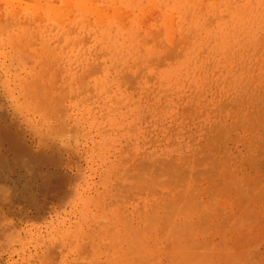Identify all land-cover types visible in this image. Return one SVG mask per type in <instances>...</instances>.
Here are the masks:
<instances>
[{"label":"rangeland","instance_id":"374dc122","mask_svg":"<svg viewBox=\"0 0 264 264\" xmlns=\"http://www.w3.org/2000/svg\"><path fill=\"white\" fill-rule=\"evenodd\" d=\"M0 22V264H264V0H0Z\"/></svg>","mask_w":264,"mask_h":264},{"label":"bare ground","instance_id":"6f19581e","mask_svg":"<svg viewBox=\"0 0 264 264\" xmlns=\"http://www.w3.org/2000/svg\"><path fill=\"white\" fill-rule=\"evenodd\" d=\"M82 3H83V2L80 1L79 4L82 5ZM63 4H64V2H63ZM49 7H50V6H49ZM53 7H54V6L52 5V8H53ZM52 8L50 7L51 10H52ZM60 8H62V7H60ZM64 8H65V7H64ZM50 9H49V10H50ZM53 9H55V10L57 9V11H58V8H53ZM51 10H50V11H51ZM55 10H54V12H55ZM4 12L6 13V11H4ZM48 12H49V11H48ZM48 12H47V14L50 13V12H49V13H48ZM51 12L53 13V16H57V17H58L59 15H61V14H60L61 11H59V12H60L59 14H56V13H54L53 11H51ZM10 13H11V14H10ZM10 13H9L10 15H9L8 13H7L6 15L9 17V21H10V22L12 21V22H11L12 25H10L11 23L8 21V18H7L6 24H4L5 22H4L3 24L0 22V24H2V26L5 25V26H3V28L5 27V31L8 29L7 25H9V28L14 27L15 25H19V24L13 22L14 18L11 17V15H15V13H13V12H10ZM12 13H13V14H12ZM52 13H50V14H52ZM47 14H46V15H47ZM50 14H49V15H50ZM62 14H63V12H62ZM3 15H4V14H3ZM6 15H4V17H5ZM15 16H16V15H15ZM17 16H18V15H17ZM53 16H52V17H53ZM52 17H51V18H52ZM15 18H16V17H15ZM10 19H11V20H10ZM12 19H13V20H12ZM15 20H16V19H15ZM21 20H22V19H21ZM55 20L57 21V18H55ZM58 20H59V19H58ZM18 21H19V20H18ZM59 21H60V20H59ZM31 22H32V21H31ZM9 23H10V24H9ZM14 24H15V25H14ZM22 24H24V23H22ZM33 24H34V22H33ZM29 25H30V24H29ZM35 25H36V24H34V26H35ZM19 26H20V25H19ZM32 26H33V25H32ZM54 27H55V26H54ZM3 28H2V29H3ZM18 28H19V27H18ZM35 28H36V27H35ZM14 29L16 30V28H14ZM53 29H54V28H53ZM5 31H4V32H5ZM7 32H8V31H7ZM7 32H5L6 34L4 35V34H2L3 31L1 30L0 35L2 34V35H4V37H5V36L7 35ZM10 32H11V31H10ZM14 32H15V31H14ZM14 32H13V33H14ZM20 32H21V31H20ZM18 33H19V32H18ZM18 33H17V35H18ZM44 33H45V32H44ZM22 34H23V33H22ZM25 34H26V33H25ZM19 35H20V34H19ZM27 35H28V34H27ZM14 36H15V35H14ZM48 36H49V35H48ZM1 37L3 38V36H1ZM10 37H11V36H10ZM17 37H18V36H17ZM45 37H46V35H45ZM50 37H51V35H50ZM11 38H12V37H11ZM18 38L20 39V37H18ZM16 39H17V38H16ZM37 40H38V39H36V41H37ZM17 41H18V40H17ZM10 42H11V41H10ZM36 43H38V42H36ZM30 48H31V47H30ZM30 48H29V49H30ZM37 48H38V47H37ZM39 49H40V51H42L41 48H39ZM32 50H33V49H32ZM31 52H32V51H31ZM33 52H34V51H33ZM37 53H38V51H37ZM96 53H97V52H96ZM43 54H44V53H43ZM25 55H26V54H25ZM40 55H42V54H40ZM43 57H44V56H41L40 58H43ZM49 58H50V57H49ZM52 58H53V57H52ZM97 60H98V59H97ZM32 61H33V60H32ZM43 61H44V60H43ZM98 61H99V60H98ZM62 62H63V61H62ZM40 63H42V62H40ZM40 63H39V64H40ZM45 64H46V63H45ZM49 65H50V63H49ZM89 65H90V64H89ZM50 66H51V65H50ZM51 67H52V66H51ZM60 67H62V66L60 65ZM90 67H91V66H90ZM59 69H61V68H59ZM37 70H38V68H37ZM50 70H51V69H50ZM61 70H62V69H61ZM61 70H60V71H61ZM63 70H64V69H63ZM87 70L89 71V69H87ZM33 71H34V70H33ZM90 71H91V70H90ZM92 71H94V70H92ZM92 71H91V72H92ZM55 72L57 73V71H55ZM86 72H87V71H86ZM58 73H60V72H58ZM96 73H97V72H96ZM84 74H85V73H84ZM87 74H89V73H87ZM34 75H35V72H34ZM47 75H48V74H47ZM53 75H55V73H54ZM85 75H86V74H85ZM33 77H34V76H33ZM33 77H31V78H33ZM46 77H47V76H46ZM87 77H88V76H87ZM23 78H25V77H23ZM39 78H40V76H39ZM46 79H47V81H48V78H46ZM46 79H45V81H46ZM52 79H54L55 82L58 80L57 77H56V75H55V78H54V76H51V80H52ZM42 80H43V79H42ZM42 80H41V81H42ZM54 80H53V81H54ZM66 80H67V79H66ZM84 80H85V79H84ZM84 80H83V81H84ZM26 81H27V79H26ZM49 81H50V80H49ZM49 81H48V82H49ZM81 81H82V80H81ZM83 81H82V82H83ZM19 82H20V81H19ZM29 82H30V81H29ZM58 82H59V81H58ZM85 82H86V81H85ZM33 83H34V82H33ZM45 83L48 84V85L50 84V83H47V82H45ZM51 83H52V84H55L56 86L58 85V84H56V83H54V82H52V81H51ZM62 83H63V82H62ZM24 84H25V83H24ZM82 84H84V83H82ZM19 85H20V84H19ZM40 85H42V82H41ZM85 85H86V83L83 85V89H84V86H85ZM90 85H91V84H90ZM22 86H23V85H22ZM56 86H54V87L56 88ZM79 86H80V85H79ZM33 87L36 88L35 85H34ZM33 87H32V88H33ZM41 87H42V86H41ZM41 87H40V88H41ZM54 87H53V89H54ZM20 88H21V87H20ZM26 88H27V87H26ZM81 88H82V87H81ZM21 89H22V88H21ZM36 89H37V88H36ZM49 89H50V87L47 88V92H48V93H49ZM86 89H87V88H86ZM28 90H29V89H28ZM38 90H39V88H38ZM44 90H45V88L42 87L41 93H39V94H41V97H42V94H43V91H44ZM66 90H67V89H66ZM50 91H51V90H50ZM54 91H55V90H54ZM73 91H74V90H73ZM81 91H83V90H81ZM25 92H26V91H25ZM45 92H46V91H45ZM55 92H56V91H55ZM23 93H24V92H23ZM32 93H33V92H32ZM32 93H29V94H32ZM50 93H51V92H50ZM67 93H68V92H67ZM74 93H75V91H74ZM55 94H56V93H55ZM55 94H54V95H55ZM33 95H35V94H33ZM49 95H50V94H49ZM51 95L53 96V93H51ZM56 95H57V94H56ZM24 96L27 97L28 94H25ZM29 96H30V95H29ZM29 98H30V97H29ZM33 98H34V100H35V99H36V100L39 99V97H38V98H37V97H36V98L33 97ZM42 98H43V97H42ZM23 99H24V98H23ZM43 99H44V98H43ZM31 100H32V99H31ZM40 100H41V99H40ZM44 101H45V100H44ZM49 101H50V100H49ZM19 102H20V101H19ZM27 102H28V99H27ZM27 102H26V103H27ZM31 102H32V101H31ZM40 102H41V101H40ZM55 103H56V101H55ZM28 104H30V103L28 102ZM51 104H52V103H51ZM20 107H21V106H20ZM31 108H32V107H31ZM42 108H43V107H42ZM23 110H24V109H23ZM34 110H35V112H36V109H34ZM34 110H33V111H34ZM13 138H14V137H13ZM11 142H12V141H11ZM128 168H129V167H128ZM125 170H126V168H125ZM159 170H160V173H161V174H164V173L166 172L164 168H163L164 171L162 170V168L159 169ZM162 172H164V173H162ZM149 173H150V172H149ZM169 173H170V172H169ZM169 173H168V174H164V175H165V176L167 175V177H168ZM125 175H126V174H125ZM164 175H163L162 177H164ZM124 177H125V176H124ZM154 177H155V176H154ZM167 177L165 178V179H166L165 181H167V179H169V177H168V178H167ZM171 177H172V176H171ZM122 178H123V177H122ZM125 179H126V178H125ZM155 179H156V177H155ZM137 180H138V179H137ZM147 180H148V179H147ZM149 180H152V179L149 178ZM153 182H154V181H153ZM169 183H170V182H169ZM148 184H149V183H148ZM157 184H159V182H158ZM170 184H171V183H170ZM170 184H169V185H170ZM172 184H173V183H172ZM172 184H171V185H172ZM121 185H122V184H121ZM164 185L167 186V184H164ZM171 185H170V186H171ZM173 185H174V184H173ZM173 185H172V186H173ZM127 186H128V185H127ZM135 186H136V184H135ZM153 186H154V184H153ZM157 186H158V185H157ZM160 186H161V188H162V187L164 188V186H163L162 184H160ZM170 186H168V188H169ZM121 188H122V187H121ZM128 189H130V188H128ZM147 189H148V188H147ZM166 189H167V188H166ZM159 190H160V189H159ZM120 192H121V191H120ZM126 192H128V191H126ZM122 193H123V192H122ZM129 193H130V192H129ZM126 194H127V193H126ZM121 197H123V196H121ZM124 197H125V194H124ZM112 198H113V197H112ZM118 199H119V198H118ZM108 200H110V198H109ZM0 201H1V200H0ZM110 202H111V201H110ZM110 204H111V203H110ZM119 204H122V203H119ZM107 205H108V204H107ZM113 205H114V204H113ZM115 205H116V204H115ZM120 206H121V205H120ZM0 210H1V209H0ZM127 213H128V212H127ZM1 215H2V214H1ZM123 215H124V213H123ZM4 216L6 217V215H4ZM2 217H3V216H2ZM118 217H119V216H118ZM118 217H117V218H118ZM123 217H124V216H123ZM128 217H130V216H128ZM3 218H4V217H3ZM119 218H120V217H119ZM126 218H127V216H126ZM110 219H111V218H110ZM120 219H122V218H120ZM101 221H102V220H101ZM101 221H100V222H101ZM121 221H123V220H121ZM121 221H120V222H121ZM124 221H126V220L124 219ZM100 222H99V223H100ZM112 222L114 223V221H112ZM112 222H110V223H112ZM101 223H102V222H101ZM116 224H117V223H116ZM111 225H112V224H111ZM123 225H124V224H123ZM12 226H13V225H12ZM15 226H16V225H15ZM17 226H18V225H17ZM114 226H115V225H114ZM127 226H128V225H126V227H127ZM114 228H115V227H114ZM119 228H120V227H119ZM122 228H123V227H122ZM127 228H128V227H127ZM105 229H107V228H105ZM115 229H116V228H115ZM103 230H104V229H103ZM110 230H112V229H108V231H105V232L102 231V233H101V231L99 230L100 233H101L100 235L102 236L104 233H110V234H112L111 232H113V234H115V233H114L115 231H110ZM120 230L123 231L124 229H123V230H122V229H119V230H118L119 234H120ZM109 231H110V232H109ZM67 232H68V231H67ZM103 232H104V233H103ZM118 232H117V234H118ZM129 232H131V231H129ZM125 233H126V235L128 236V238H129V235L127 234V231H126ZM1 234H2V233H1ZM105 235H106V234H105ZM94 236H95V235H94ZM101 236H100V238L105 237L104 235H103L102 237H101ZM120 236H121V234H120ZM123 236H124V234H123ZM0 237H1V236H0ZM109 237L111 238L112 235H110ZM109 237H108V238H109ZM106 238H107V236H106ZM108 238H107V240L110 241ZM115 238H116V237H115ZM122 238H123V237H122ZM128 238H126V239L128 240ZM68 239H69V238H68ZM103 239H104V238H103ZM111 239H112V238H111ZM76 240H77V239H76ZM105 240H106V239H105ZM115 240H116V239H115ZM91 241H92V240H91ZM101 241H102V240H101ZM113 241H114V240H113ZM83 242H84V241H83ZM93 242H94V240H93ZM103 242H105V241H103ZM111 242H112V240H111ZM118 242H119V241H118ZM84 243H85V242H84ZM107 243H108V242L106 241V244H107ZM125 243H127V242H125ZM39 244H40V243H39ZM54 244H55V243H54ZM87 244H89V246H90V243H87ZM96 244L99 245V242L96 243ZM96 244H95V245H96ZM102 244H104V243H102ZM112 244H113V243H112ZM45 245H46V244H45ZM52 245H53V244H52ZM56 245L58 246L57 242H56ZM59 245H60V244H59ZM92 245H93V243H92ZM110 245H111V243H109V246H110ZM120 245H121V242H120L119 246H120ZM60 246H61V245H60ZM60 246H58V247H60ZM77 246H78V245H77ZM77 246H76V247H77ZM93 246H94V245H93ZM103 246H104V245H103ZM46 247H47V246H46ZM48 247H52V246H49V245H48ZM66 247H67V246H66ZM78 247H80V246H78ZM82 247H83V246H82ZM91 247H92V246H91ZM101 247H102V246H101ZM114 247H115V246H114ZM114 247L112 248L113 251H114V249H115ZM131 247H132V246H131ZM44 248H45V247H44ZM60 248H61V247H60ZM80 248H81V247H80ZM92 248H94V247H92ZM99 248H100V246H98V248L95 246V249L99 250ZM104 248H105V247H103V248H101V249H104ZM106 248H107V247H106ZM108 248H111V247H108ZM45 249H47V248H45ZM45 249H44V250H45ZM101 249H100V252H101ZM119 249H120V248H119ZM119 249L116 248V250H119ZM49 250H50V249H49ZM62 250H63V249H62ZM90 250H91V248H90ZM120 250H121V249H120ZM126 250H127V249H126ZM47 251H48V250H46V252H47ZM60 251H61V250H60ZM79 251H80V250H79ZM82 251H83V250H82ZM106 251H107V250H106ZM121 251H123V250H121ZM127 251H128V250H127ZM61 252H63V251H61ZM76 252H77V251H76ZM84 252H85V251H84ZM84 252H82V254H83ZM102 252H103V251H102ZM104 252H105V251H104ZM114 252H116V251H114ZM117 252H118V251H117ZM117 252H116V253H117ZM43 253H44V251H43ZM49 253H50V252H49ZM59 253H60V252H59ZM92 253H93V252H92ZM98 253H99V251H98ZM40 254H41V253H40ZM40 254H39V255H40ZM56 254H57V253H55V256H58V255H56ZM63 254H64V252H63ZM63 254H62V255H63ZM93 254L96 255L95 253H93ZM100 254H101V253H100ZM100 254H99V256L97 255V256L99 257V259H100ZM102 254H103V253H102ZM105 254H107V253H105ZM110 254H111V253H110ZM35 255H36V254H35ZM37 255H38V254H37ZM48 255H49V254H48ZM59 255H60V254H59ZM77 255H80V254H77ZM84 255H86V252L84 253ZM108 255H109V254H108ZM55 256H54V257H55ZM119 256H120V255H119ZM32 257H33V256H32ZM32 257H31V258H32ZM38 257H39V256H38ZM40 257H41L42 260H44V259H43V256H40ZM61 257H62V256H61ZM61 257L59 256V258H61ZM94 257H95V256H94ZM112 257H113V256H112ZM125 257H126V256H125ZM36 258H37V257H36ZM59 258H58V259H59ZM78 258H79V257H78ZM88 258H89V257H88ZM41 259H40V261H42ZM47 259H48V258H47ZM52 259H53V258H52ZM93 259H95V258H93ZM97 259H98V258H97ZM99 259H98V260H99ZM34 260L37 261V260H39V259H35V258H34ZM34 260H33V261H34ZM48 260H49V259H48ZM53 260L55 261V259H53ZM98 260H95L96 263L98 262ZM101 260H102V259H101ZM105 260H106V259H105ZM109 260H111V257L108 258L107 263H108ZM121 260H122V259H121ZM111 261H113V260H111ZM51 262H52V261H51ZM58 262H59V261L57 260V263H58ZM93 262H94V261H93ZM101 262H102V261H101ZM109 262H110V261H109ZM141 262H142V261H141ZM36 263H37V262H36ZM36 263H35V264H36ZM44 263H46V262H43V263H41V264H44ZM78 263H79V262H78ZM80 263H81V262H80ZM113 263H114V261H113ZM137 263H139V262L137 261ZM25 264H26V263H25ZM30 264H31V263H30ZM60 264H61V263H60ZM72 264H73V263H72ZM75 264H76V263H75ZM109 264H110V263H109ZM118 264H119V263H118ZM131 264H132V263H131ZM143 264H145V262H144Z\"/></svg>","mask_w":264,"mask_h":264}]
</instances>
